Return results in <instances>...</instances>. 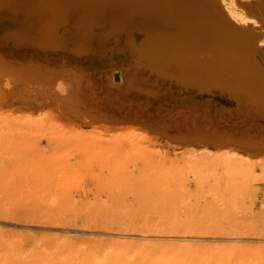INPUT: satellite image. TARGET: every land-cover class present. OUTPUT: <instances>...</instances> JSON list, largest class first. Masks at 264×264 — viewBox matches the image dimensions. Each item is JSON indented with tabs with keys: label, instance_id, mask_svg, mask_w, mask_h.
Returning <instances> with one entry per match:
<instances>
[{
	"label": "rangeland",
	"instance_id": "obj_1",
	"mask_svg": "<svg viewBox=\"0 0 264 264\" xmlns=\"http://www.w3.org/2000/svg\"><path fill=\"white\" fill-rule=\"evenodd\" d=\"M134 1L135 15L139 5L153 14L159 3ZM236 1L251 14L264 9V0ZM189 2L190 13L204 7ZM135 24L110 36L93 29L107 50L126 36L158 50L142 44L165 27ZM230 41L211 50L234 58L240 47ZM176 46L163 43L154 53L174 55ZM262 48L246 55L264 73ZM57 56L0 45V264H264V106L212 85L181 89L147 72L152 96L110 93L95 79L106 68H97L90 80L98 94L90 90L86 105L75 107L58 86L48 94L13 78L17 86L4 71ZM102 96L110 101L104 108ZM171 109L179 115L169 121Z\"/></svg>",
	"mask_w": 264,
	"mask_h": 264
},
{
	"label": "bare ground",
	"instance_id": "obj_2",
	"mask_svg": "<svg viewBox=\"0 0 264 264\" xmlns=\"http://www.w3.org/2000/svg\"><path fill=\"white\" fill-rule=\"evenodd\" d=\"M189 1L190 0H159V3L155 2L154 4L156 5H153L155 9V13L153 14L148 13L147 7L144 9L139 5L140 10H138L142 11V13L140 15H135L137 11L134 12L133 4L136 2L134 0H123V3H120V0H0L1 46L10 45L15 48L28 47L37 50L38 54L52 53V56L53 54L58 55V59L56 60H41V64L37 65L39 63L37 59V64H31L30 62L26 63V65L21 64L17 67L13 66L14 68L10 67L11 69L8 67L10 72L4 71L10 73L11 76H13L12 79L21 80L23 84L27 82L28 86L38 87L41 91L46 90L48 94L52 92L51 89L58 86L61 91L66 93L64 95L69 97L64 98L71 100L70 103H72L73 100L74 104L77 105L75 107L86 105L87 102L86 100L84 101L85 98L82 97H88L86 94H88L90 90L94 91L93 85L95 86V84H91L93 81L90 79L94 77L97 68H106L102 70L100 75L95 79L103 89L105 88L110 93L123 94L140 91L147 96H152L153 91L148 88L152 87V85H149L146 77L141 76V74L147 72L153 75L155 81L159 80L164 82L174 80L181 89H187V86L190 85L192 88H196L203 92L209 91L211 88L210 85H212L232 95V97H235L238 101L241 100L245 102V104H262V106H264V73L259 65L254 61L251 62L246 55V53L249 52L253 54L258 52L264 45V15H262L264 14V6L262 8L263 10L260 9L262 14H251L252 12L246 9L247 7L245 8L238 5L236 0H203L204 7L199 5L200 11H198L195 6H193L194 9L192 10H194V12L190 13L187 11V7L192 6L191 4L193 2ZM194 14L193 20L187 23V16ZM71 18H73V20ZM137 19H140V22L145 26L149 24L151 27H157L158 25L165 27V33H156V35L151 36L142 44L154 45L158 50H152L153 52H151L148 48L143 49L141 45L135 44L129 36L125 37L123 44H117L112 49L110 48V50L101 48L103 46L101 44L102 37L95 35L93 29L94 25H98L99 29L102 30L107 29L101 31L102 33L106 32V34L110 33L114 35L118 34L119 31L136 26L135 23H140L139 20L136 22ZM154 33L155 32H152V34ZM187 36L191 37L187 38ZM230 38L235 39L238 45L237 47L242 48L244 44V49L240 50L239 48L238 51L235 52L237 54L234 58H231V55L223 56L225 52L218 53L211 50L213 49L211 48L213 45L217 44V47L221 44L224 45L223 43L225 42L223 41L227 39L230 41ZM169 42L170 44L173 42L177 43L175 47L177 51L174 55L170 54L166 56V53L165 57L164 53L161 51L154 53V51L156 52L162 49V47L160 48L159 46L163 43ZM230 42L232 44V41ZM105 43L106 42L103 44ZM230 48L231 47H229V49ZM230 50H233V48ZM183 51L187 52L186 56ZM126 53L131 57L130 64L126 62L127 58L122 55H126ZM232 53L234 54V51ZM144 54H149V56L145 57ZM181 54H183V56H181ZM226 55H229V53ZM1 57L3 56L1 55ZM5 60L8 61L7 59ZM245 60L251 63L245 62ZM32 61L35 60L33 59ZM57 61L59 63H57ZM83 65L91 70L90 73L92 75L87 72H81ZM2 68H4V66ZM5 69H7V66ZM114 71L117 73L116 81H119L117 83L113 80ZM6 75L7 74H5V76ZM5 76L3 73V77ZM10 79L11 77L9 80ZM16 81H14V79L12 81L10 80L11 83ZM87 81L92 86H89ZM28 86L26 87L28 88ZM57 89L55 92H58ZM29 90L28 91L31 92L32 88ZM95 90L97 91V89ZM41 91L40 94H42ZM24 92V94L28 95V93H26L27 91ZM32 92H34V90H32ZM62 93L58 92L56 95L62 97L64 96ZM93 96L94 93H91L89 98H93ZM103 98L102 102L105 101V98L104 100ZM166 99L173 102L168 95ZM96 100L97 103H102L100 102L101 99L99 100L96 98ZM107 100L108 99L101 105L102 107L105 104L109 105L110 101ZM156 100H158V98H156ZM111 106L113 107V105ZM96 108H100L98 104H96ZM138 108L139 106L136 109ZM244 108H246V106ZM87 110L89 111V109ZM118 110H121L120 107ZM136 111L137 113H135ZM171 112L172 109L169 110V113ZM173 112L169 116L167 115L168 117L165 119L169 121L173 118L176 119L179 114H177V112L174 114ZM246 113L245 111V114ZM134 114L140 113H138V110H135ZM157 115L160 114L157 112ZM156 122L157 120L155 123ZM162 125L161 127H163ZM185 126L188 125L185 124ZM165 129L164 131L167 130ZM187 130L191 129L188 128ZM194 138L197 139L199 137L194 136ZM192 171H194L193 168ZM196 173L192 172V174H188L196 177ZM196 180H198V178Z\"/></svg>",
	"mask_w": 264,
	"mask_h": 264
},
{
	"label": "water",
	"instance_id": "obj_3",
	"mask_svg": "<svg viewBox=\"0 0 264 264\" xmlns=\"http://www.w3.org/2000/svg\"><path fill=\"white\" fill-rule=\"evenodd\" d=\"M255 7H257V6H255ZM258 8V7H257ZM262 49H264V47L262 48ZM114 77H115V79L117 78V73L115 72L114 74Z\"/></svg>",
	"mask_w": 264,
	"mask_h": 264
}]
</instances>
